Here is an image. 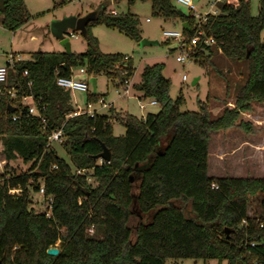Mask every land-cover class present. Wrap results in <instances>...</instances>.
Segmentation results:
<instances>
[{"label":"trees","instance_id":"16d2710c","mask_svg":"<svg viewBox=\"0 0 264 264\" xmlns=\"http://www.w3.org/2000/svg\"><path fill=\"white\" fill-rule=\"evenodd\" d=\"M149 1L153 15L185 22L188 36L199 28L214 38L212 45H198L195 57L210 55L214 47L229 59L245 61L247 73L234 106L215 117L206 101L198 100L196 110L181 109L184 99L170 97L163 63L155 62L143 66L132 88L138 97L155 99L156 112L137 117L109 106V113L67 116L75 107L69 90L55 83L58 75L84 66L87 73L121 81L133 72L129 56L100 51L89 31V24L103 22L140 40L136 18L130 12H106L105 5L86 24L84 52L35 50L16 61L0 82V154L29 166L19 173L10 168L0 181V264H165L166 258L182 257L264 264V176L207 174L210 131L236 121L248 130L250 122L237 120L240 111L250 110L253 101L264 102V0H258L256 15L249 0H222L217 13L199 22L172 0ZM0 15L10 31L30 18L24 0H0ZM10 87L14 97L5 92ZM24 95H31L39 109L45 105L41 116L28 112ZM94 97L95 91L88 94ZM110 117L122 122V134H113ZM59 127L70 163L48 144V135ZM101 143L110 149L108 161L94 158ZM77 168L85 172L76 173ZM39 179L44 196L52 199L49 217L30 206ZM17 185L19 194L8 193ZM251 201L257 204L253 216L247 214ZM51 245L59 248L56 255L46 253Z\"/></svg>","mask_w":264,"mask_h":264},{"label":"rangeland","instance_id":"374dc122","mask_svg":"<svg viewBox=\"0 0 264 264\" xmlns=\"http://www.w3.org/2000/svg\"><path fill=\"white\" fill-rule=\"evenodd\" d=\"M213 1L215 0H191L196 7L194 11L186 5L175 2L174 4L184 14H191L192 12L200 13L202 17L203 13L217 8V4L210 6ZM24 3L30 14L29 20L24 25L17 28L14 33L0 25V54L10 52L11 50L16 51L15 53L20 51L19 53L24 58H28L30 52L35 50H63L58 39L50 33V20L71 14L82 16L92 10L97 11L104 5L106 12H109L111 9H115L117 13L130 12L137 20L136 27L140 37L157 39L158 41L156 44L140 46L139 41H136L115 27L108 26L103 22L89 24V31L96 37L100 51L118 52L129 56L133 72L129 77V92L123 95L117 93V88L120 89L122 87L120 84L118 85V79L114 78L112 80L103 73H87L86 71L78 73L77 69L80 66L72 67V76L84 79L88 84L87 91H70L71 102L75 108H84L87 100H90L88 99V94L93 91L90 79L94 77L96 78L95 97L90 101H93V106L97 112L109 113V106H112L114 111L119 114L128 112L137 117H142L147 112H156L159 109V105L150 104V98L148 97H138V91L132 88V83L139 81L143 66L155 62L163 63L162 74L170 81V97L175 99L181 95L184 99V102L180 106L181 109L196 110L198 100L206 101L208 109L210 108L209 113L211 117L217 116L225 107L234 106L231 105L233 104L234 95L238 87L245 80L247 73L245 61L229 59L214 47H212L210 55L197 56L182 63L176 61L175 55L178 53L175 48L176 41L165 37L162 30H178L181 28L182 22L153 15L149 0H134L132 3H127V0H24ZM257 10L258 0H249L250 13L256 15ZM68 33L69 31L66 32V34ZM76 33V37H68L71 52H84L86 50L85 38L79 31H76ZM260 39L264 41V28L260 32ZM183 73L186 74L184 80L181 78ZM98 96H102L108 106L103 107L100 103L94 101ZM139 101L145 105L144 108L139 107ZM240 118L239 115L237 120ZM109 120L113 134L118 135L124 132V126L121 121L111 117ZM243 120L245 121V119ZM229 130L232 131L230 137L233 142L237 136L234 133V125L230 126ZM222 132L223 130L219 129L210 131L209 133L208 161L210 170H207V174L218 176H264V174L259 173L261 172L259 170L258 172H249L250 174H247L243 170L246 159L240 158L241 151H234L233 146L228 147V144L222 142V149H226V152L223 150V153L221 152L220 138L223 136L221 135ZM50 145L60 157L70 163L67 151L60 141H52ZM220 157L222 158L220 159ZM217 160H221L222 162L218 163ZM234 160H237L239 165L234 166ZM8 162L7 168H11L17 172L27 170L29 166V162L24 163L18 157ZM30 195V206L35 211L44 210L46 204L42 195L37 191H31ZM250 207L257 209L256 202L251 201L248 209ZM165 264H217V260L191 257L166 258ZM221 264H226V262L223 261Z\"/></svg>","mask_w":264,"mask_h":264},{"label":"built area","instance_id":"2783aa9c","mask_svg":"<svg viewBox=\"0 0 264 264\" xmlns=\"http://www.w3.org/2000/svg\"><path fill=\"white\" fill-rule=\"evenodd\" d=\"M175 3H179V4H183L188 6L192 11H194L196 9V7L194 6V4L191 2V0H172ZM222 0H215L211 3L210 6H213L214 4H217V8L205 12L202 14V17L200 16V13H193V16L199 21H203L205 19V15L207 13H211V14H215L218 12V4L221 2ZM110 12L112 13H116V11L114 9H111ZM162 33L165 37L167 38H171L174 41H176V49H177V54L175 55V60L178 62H184L185 60H191L193 58H195V51L197 50V46L200 45L201 47L204 46H208V45H212L215 43V40L213 37L211 36H207L201 29L197 28L195 30V32L188 36L184 30L182 29V25L180 29H164L162 30ZM64 35L68 36V37H76L77 33L76 31L73 30H69V33L66 34L64 33ZM127 56H125L126 58ZM22 56L18 53L15 52H7L5 54V62L4 63H0V82H3L7 79V75H8V69L13 67L14 63L18 60H21ZM78 73L84 72L85 68L84 67H78L77 69ZM27 71L24 70L22 72V74H26ZM181 78L184 80L186 78V74L183 73L181 75ZM118 81V85L120 84V86H122L120 89L117 88V93L118 94H128L129 92V78L123 79L121 81ZM31 81L28 80L27 84H30ZM55 83L60 86L63 89L72 91V90H82V91H87L88 90V84L87 81L81 78H75L72 76V70H71V74L69 76H61L58 75L55 79ZM5 92L10 96V97H14L15 96V89L13 87H10L8 89L5 90ZM94 101H97L98 103H100L101 106L106 107L108 106V104H106L102 98V96H98ZM21 102L25 105H27V110L30 114L33 115H37V116H41V110H43L45 108V105L42 104L40 107V109L35 105V103L33 102L32 96L31 95H24L21 97ZM93 101L87 100V102L85 103V107L84 108H75L74 111H72L71 113H68L67 116L73 115V114H80V113H86L90 116H93L97 110L95 109V107L93 106ZM150 104H157V102L155 101V99H151L149 100ZM144 104L139 101V107L140 108H144ZM15 115L12 116L13 119H15ZM52 141H60L62 142V129L61 127L52 130L50 132V134L48 135V144H51ZM0 150H1V140H0ZM99 162L104 161L105 159L102 158H98ZM9 160H7L4 156L0 157V181H4L6 180L9 175H10V168H7L5 165ZM108 161V160H105ZM52 167H55V165H52ZM76 173H84L85 170L83 168H77L75 170ZM19 173V172H17ZM87 180H91L90 176H86ZM39 185H38V189L37 192L39 194L42 195V197H44V202H45V208L44 210H42L45 214V216L49 217L51 216V196L50 195H46L44 196V186H43V182L42 179H39ZM212 187H216V185L214 183H211ZM8 193L10 194H19L21 192V188L17 185L15 187H11L7 189ZM256 208H252L250 207L249 209L247 208V214L249 216H253L256 214ZM263 216H264V208H263ZM260 225H262L260 223ZM90 233L93 232V226L91 225L88 229H87ZM253 244V242H252Z\"/></svg>","mask_w":264,"mask_h":264},{"label":"crops","instance_id":"0c3cea01","mask_svg":"<svg viewBox=\"0 0 264 264\" xmlns=\"http://www.w3.org/2000/svg\"><path fill=\"white\" fill-rule=\"evenodd\" d=\"M0 18H1V15H0ZM0 25H1V20H0ZM1 27L3 26L1 25ZM14 32L15 30L12 31V33ZM58 51H62V49ZM219 51L220 50H218V52ZM12 52H16V51H12ZM19 52L20 51H17V53L22 56V54ZM5 54H6L5 52L4 54H0V63L5 62ZM28 58H30V56ZM22 59H24L23 56H22ZM217 111L216 113H218ZM240 117H241L240 119L242 120L245 119V121H250V128L248 130H244L242 127L238 125V122H236L234 125V131H235L234 133L237 136H236L235 141L233 142L230 137L231 136L230 133H232V131L229 130L230 127L220 129V130H223V132L221 133V135L223 136L220 138V145H221L220 150L221 152L222 150L226 152V149H222L223 148L222 142H225V144H228V147L233 146L234 151L235 150L241 151L240 158L246 159L244 166H243V170L246 171L247 174L254 173L255 171L258 172V170L261 171L259 173L264 174V102H257V101L251 102V109L240 111ZM238 129L242 131H239ZM1 156L2 155L0 154V157ZM221 158L222 157H220V159ZM217 161L218 163L222 162L221 160H217ZM233 165L237 166L239 165V162H237V160H234ZM208 169L210 170L208 155H207V170ZM213 176H218V175H213ZM247 176H252V175H247ZM258 176H263V175H258Z\"/></svg>","mask_w":264,"mask_h":264},{"label":"water","instance_id":"95a60500","mask_svg":"<svg viewBox=\"0 0 264 264\" xmlns=\"http://www.w3.org/2000/svg\"><path fill=\"white\" fill-rule=\"evenodd\" d=\"M96 11L92 10L85 15L77 16V15H65L61 18H53L49 22V30L50 33L56 37L63 48V51L66 53H71L70 43L68 40V36L64 35L69 30L79 31L81 34L86 33V24L88 21L93 20L95 18ZM182 25H185V22H182ZM158 43L157 39H147L140 38L139 45L143 46L145 44H156ZM264 44V42H263ZM208 55L209 52L206 51ZM92 83L93 92L95 91V78L92 77L90 79ZM13 107L10 108L12 110ZM101 150L97 154H95L94 158H102L108 160L110 158V149L101 143ZM59 251V248L56 245H51L46 248V253L50 255H56Z\"/></svg>","mask_w":264,"mask_h":264}]
</instances>
